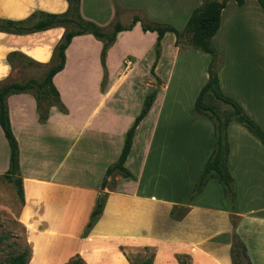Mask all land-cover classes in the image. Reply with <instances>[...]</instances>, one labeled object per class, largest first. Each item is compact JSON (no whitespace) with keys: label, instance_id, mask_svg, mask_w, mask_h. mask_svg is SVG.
Wrapping results in <instances>:
<instances>
[{"label":"crops","instance_id":"1","mask_svg":"<svg viewBox=\"0 0 264 264\" xmlns=\"http://www.w3.org/2000/svg\"><path fill=\"white\" fill-rule=\"evenodd\" d=\"M201 5L202 0H80L79 10L82 19L107 32L116 22L128 27L134 16L181 31ZM67 9L66 0H0V20ZM65 31L56 26L19 35L0 32V84L13 77L11 54L47 71ZM156 38L155 32L142 31L140 22L118 33L105 59L110 83L103 86L101 42L91 35L73 37L62 70L51 79L65 113L48 95L39 101L32 91L8 96L23 201L5 179L9 148L0 128L5 158L0 161V210L23 228L34 264H67L75 257L85 264H130L128 252L141 263L151 258V264H180L179 259L232 264V235L250 264H264V146L240 123H228L232 207L216 180L188 199L213 148L211 122L194 113L210 57L175 46L174 35L167 33L155 61ZM212 45L222 60L220 91L264 133V13L257 1L244 0L241 7L229 1ZM138 86L141 93L134 100L131 93ZM152 90L155 97L124 160L131 177L119 176L112 189L102 190L105 171L118 160ZM42 101L48 102L46 121L39 118ZM101 197L102 212L87 230ZM180 208L184 213L174 220L171 211Z\"/></svg>","mask_w":264,"mask_h":264},{"label":"trees","instance_id":"2","mask_svg":"<svg viewBox=\"0 0 264 264\" xmlns=\"http://www.w3.org/2000/svg\"><path fill=\"white\" fill-rule=\"evenodd\" d=\"M66 1L68 3V9L63 14L55 15L39 12L34 13L29 18L21 21L0 20V32L15 35L43 31L56 26L66 28L61 41L54 50L52 65L47 69L43 82L38 83L35 80H28L23 84H0V128L9 148V166L7 171L5 172V179L8 182L14 184L18 197L23 201V191L19 173L18 146L12 134L8 117V108L6 102L8 96L32 91L36 95V99L39 101V97L41 99H47L48 95L52 99L56 108L61 113H65L66 109L60 103L58 93L53 87L51 79L56 73L62 70L65 60L64 51L70 44L72 38L81 35H91L92 37H94V39L101 42L102 49L100 53V62L105 77L107 75L105 67L106 54L108 49L114 43L116 35L122 31L130 30L133 24L140 22L142 31L155 32L157 35L154 46L155 61H157L160 56L161 40L167 33H171L174 35L176 44L175 46H178L181 49L192 48L194 50L207 54L210 57V62L207 69L208 79L204 86L201 88L195 100L194 113L196 116L206 118L211 122L214 130L213 148L208 157V160L205 161L206 163L204 165V168L200 173V176L190 195L188 196V199L197 195L198 193H201L202 189L209 180H216L222 187L223 196L225 199L224 201H226L228 207L231 208L234 202L233 200L235 196V188L233 179L228 172L226 162L228 156V145L226 137V129L228 123H240V125L246 128L248 132L256 137L263 146L264 133L260 129V127L243 112L242 108L235 101L224 96L220 91L219 85H217V70L222 64V60L219 53L214 49V47H212V38L219 29L220 15L224 7H226L227 3L229 1H234L237 6L241 7L244 4V0H202V5L192 12L186 25L181 31H178L167 25L143 22L137 16H134L132 18L131 25H129L128 27H123L116 22L110 32H107L105 29L99 27L93 22L82 19L79 10L80 0ZM256 1L259 4L260 9H262L264 13V0ZM15 57L24 58L23 56L18 54H11L8 57V61H10V63L12 64V60ZM28 62L33 64L31 61ZM154 65L155 62L153 64V67ZM153 67L150 71L152 76H154ZM158 83L159 81L157 80L156 84ZM154 97L155 90L145 97L143 101V107L139 115L134 119L131 127L125 135L123 147L118 160L105 171L104 178L101 183L102 190L105 187L106 178H108L112 173L116 171L119 172L120 175L124 178L131 177L130 173L124 168V160H126L131 149L134 131L140 121L147 114ZM210 100L220 102L223 106L227 107V113H220L218 108L214 104H212ZM38 108L40 120L46 121L47 112L45 115H42L40 113V107ZM102 198L103 197L99 198L95 204L86 227L87 230H89L93 226L94 222L102 212L104 205V199ZM173 210L171 211L172 218L174 220L180 219L183 214L174 216ZM235 248L239 249L240 254H242L248 264H250L245 252V248L241 242L239 247L231 245L230 256L232 262L233 258L238 255H236L235 253ZM25 258L26 253L23 252L17 257L13 258L12 262L15 264H24ZM179 262L180 264H186L185 260L183 259H179ZM67 264H84V262L79 257H75L71 259ZM141 264H151V258H148Z\"/></svg>","mask_w":264,"mask_h":264},{"label":"rangeland","instance_id":"3","mask_svg":"<svg viewBox=\"0 0 264 264\" xmlns=\"http://www.w3.org/2000/svg\"><path fill=\"white\" fill-rule=\"evenodd\" d=\"M110 31L111 29L108 32ZM12 70H13V77L9 83L23 84L27 82L29 79H36L37 81H43L46 75V69L41 71L40 67L29 63L26 59L22 57H15L12 60ZM29 72L31 73L29 74ZM108 83H110V80L109 77L106 75L105 77H103L102 85L105 86ZM140 93H141V87L138 86L133 89L131 96L134 97V100H136V97L140 95ZM210 101L218 108L220 113L223 114L227 113L228 111L227 107L223 106L220 102L214 100H210ZM47 108H48V102L45 103L44 101H42L40 107V113L42 115H45L47 112L46 111ZM3 159H5L4 150L2 151L0 147V161H2ZM119 176L121 175L117 171L112 173L108 178H106L105 187L107 189H112L115 184V178ZM183 213H184V209L182 208L173 210L174 216H179L182 215ZM24 233L25 232L23 228H21L18 225V223H16L10 216H8L6 213L0 210V264H15L12 262V259L17 257L23 252L26 253L24 264H34V261H32V254L30 253L29 243L27 242ZM230 239H231V245H235L236 247H239L240 241L235 235H232ZM145 253L148 257H150L151 253L149 251H146ZM235 253L236 255L238 254L237 255L238 257L236 256L235 258H233L232 264H248V262L245 260L243 255L240 254L238 248H235ZM126 259L130 264H141V262L136 258V256L132 252H128L126 254Z\"/></svg>","mask_w":264,"mask_h":264},{"label":"built area","instance_id":"4","mask_svg":"<svg viewBox=\"0 0 264 264\" xmlns=\"http://www.w3.org/2000/svg\"><path fill=\"white\" fill-rule=\"evenodd\" d=\"M126 65H130V62H126Z\"/></svg>","mask_w":264,"mask_h":264},{"label":"water","instance_id":"5","mask_svg":"<svg viewBox=\"0 0 264 264\" xmlns=\"http://www.w3.org/2000/svg\"><path fill=\"white\" fill-rule=\"evenodd\" d=\"M102 194V193H101Z\"/></svg>","mask_w":264,"mask_h":264}]
</instances>
